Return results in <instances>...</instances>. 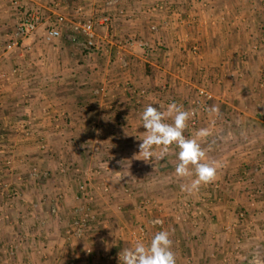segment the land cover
<instances>
[{"label":"crops","instance_id":"obj_1","mask_svg":"<svg viewBox=\"0 0 264 264\" xmlns=\"http://www.w3.org/2000/svg\"><path fill=\"white\" fill-rule=\"evenodd\" d=\"M106 2L59 0L56 9L51 0H22L40 22L13 51L5 45L17 13L0 6V167L7 160L12 167L0 183L17 187L10 213L26 219L19 236L0 222V264H116L117 253L133 247L123 230L152 216L164 223L147 227L145 244L168 231L176 264H264V0ZM56 11L112 21L94 26L96 47L85 51L66 31L45 42ZM201 88L212 95L204 112ZM173 102L196 110L186 138L211 127L201 146L220 164L216 180L191 193L181 185L195 176L175 174L176 145L162 160L134 159L145 106L164 111ZM213 105L218 116L207 111ZM31 167L47 177L29 178ZM88 180L109 187V198L98 192L94 203L105 227L68 245L73 196ZM146 199L151 212L139 209ZM56 202L58 216L48 217Z\"/></svg>","mask_w":264,"mask_h":264},{"label":"clouds","instance_id":"obj_2","mask_svg":"<svg viewBox=\"0 0 264 264\" xmlns=\"http://www.w3.org/2000/svg\"><path fill=\"white\" fill-rule=\"evenodd\" d=\"M50 35H58L53 32ZM163 105L154 107L153 104L145 106L141 113L142 125L146 129L142 133V143L134 159L151 163L162 160L169 153L170 147L179 148V163L175 167V174L180 178H190L189 184H182L181 190L189 193L196 191L201 185L213 183L217 178L220 164L209 162L207 151L201 146L203 141L212 135L211 127L200 128L193 138H186L184 131L188 121L196 114V110H185L183 105L175 102L168 104L166 110L161 111ZM210 116H218L220 108L216 105L207 109ZM168 119L172 123H167ZM214 123V120L212 121ZM173 241L168 231L157 232L150 243L145 244L137 240L133 247L125 248L119 253L122 264H176L175 253L172 250Z\"/></svg>","mask_w":264,"mask_h":264},{"label":"built area","instance_id":"obj_3","mask_svg":"<svg viewBox=\"0 0 264 264\" xmlns=\"http://www.w3.org/2000/svg\"><path fill=\"white\" fill-rule=\"evenodd\" d=\"M120 0H107L106 4L108 6H116L118 5ZM2 4H6L12 10L17 13V20L13 31L8 36L7 43L5 45V51H13L16 50L22 40L33 34L37 26L40 22V17L37 12L34 11H23L22 10V0H0V6ZM51 4L56 9H59V0H51ZM22 10V11H21ZM117 12V11H116ZM118 15L123 16L125 12L123 10H118ZM129 18V17H128ZM112 18L108 15H102L98 18L83 20V21H74L58 11L55 12V18L50 23L49 27L45 30L44 40L45 42H51L60 38L63 31L68 32L69 41L72 43H78V39L81 38L82 41L79 42L80 47L89 51L96 47V35L94 32V26L97 24L103 26H109ZM53 32L58 33V35H50ZM4 77L0 75V81H3ZM102 90H96L95 94H100ZM197 105L201 112L205 111V107L208 101L212 99V95L205 89H197ZM196 126V120L193 116L188 121L187 128L192 130ZM41 149L44 146L41 144ZM4 166L11 170V163L7 160L4 163ZM62 173L67 172V168H61ZM29 178L33 179H41L47 177V172H40L36 167H31L29 171ZM0 183V187H1ZM108 186L99 183L94 184L90 180L82 181L77 185L76 192L74 194V201L76 202V207L73 212L75 217L72 219L70 227L66 230V241L71 243L74 240H82L89 231L93 233L97 228H104V222L101 221L100 216L97 217L96 211L94 210L95 197L94 195L99 192L105 194L108 192ZM7 195L11 197V199L18 196V190L12 187L7 191ZM148 201L144 200L141 202L139 209L142 212L147 211L149 209ZM117 210H121V208H117ZM51 215L57 214L56 206H52L49 210ZM7 219V216L4 217ZM21 218V217H20ZM22 219V218H21ZM147 227L158 228L162 227V221L158 218L148 219L146 225H138V226H126L124 232L126 233V237L130 244H135L137 240H141L145 242L147 239ZM116 264H122V261L119 259V255H117Z\"/></svg>","mask_w":264,"mask_h":264},{"label":"rangeland","instance_id":"obj_4","mask_svg":"<svg viewBox=\"0 0 264 264\" xmlns=\"http://www.w3.org/2000/svg\"><path fill=\"white\" fill-rule=\"evenodd\" d=\"M222 19V18H221ZM260 85L261 86H263L264 85V81L263 82H260ZM195 93H196V91H195ZM41 145V144H40ZM7 171H11V170H8L5 166H2V167H0V174H2V173H5V172H7ZM0 182H1V180H0ZM5 182V181H4ZM3 182V185H1V187H0V195H2V196H0V200H2V201H0V212H2L1 214H0V222L1 223H3L4 224V226L5 227H8V228H10L11 229V233L12 234H16V236H19V234H18V232H17V229H15V228H17L16 226H20L21 225V227L24 225V222H25V218H23V219H21L20 218V216H18L17 218H16V216L14 215V216H12V214L10 213V211L12 210V211H14V207H13V203H11L12 201H13V199H11V197H9L8 195H7V191L8 190H10L11 189V187L12 186H14V185H12L11 184V187H8V185H10L9 183L10 182H5L4 183ZM15 188L17 189V187L15 186ZM108 189H109V187H108ZM4 191V192H3ZM98 193V192H97ZM95 194L94 195V197H95V200L94 201H97L98 200V196H100V195H98V194ZM101 194V196H103V198H109V194H110V190H108V192L107 193H105V194H102V193H100ZM18 197V196H17ZM74 197V196H73ZM19 198V197H18ZM18 198L17 199H15V201H18ZM146 201H148L149 203H148V206H149V212H151L152 211V209H150V206H151V208H152V201L150 200H147L146 199ZM75 202V201H74ZM57 204H58V202H56V205H53V206H56V208H57ZM12 206V207H11ZM140 206V205H139ZM76 207V202H75V206L73 207V209H72V212H71V218H70V221H69V223L66 225V228H65V231L63 232V239H64V241H65V243L66 244H68V242L66 241V230L70 227V224H71V221H72V219L75 217V215L76 214H74V212H73V210H74V208ZM94 207V210L96 211V214H97V217H101V215H100V212H99V209L96 207V204L93 206ZM119 206H117V208H118ZM120 208V207H119ZM118 211H121V210H118ZM17 213V215H18V212H16ZM20 214V213H19ZM26 214V213H25ZM58 210H57V214L56 215H51L50 213H49V211L47 212V215H48V217L50 216V217H57L58 216ZM5 216H7V219H5L4 217ZM149 216V215H148ZM243 216H244V214H243ZM154 218V216H152V217H150V218H147V220L148 219H153ZM156 218H158V219H160L161 221H162V225H163V220H162V218L161 217H156ZM241 219H244L243 217L241 218ZM178 221H180L179 219H177ZM102 221V220H101ZM158 229V228H157ZM146 231H147V229H146ZM158 231H159V229H158ZM123 232H124V230H123ZM148 232V231H147ZM94 233H91L90 231H89V233H87V235H85V237L83 238V239H89V240H91V239H93V235ZM122 235H123V237L124 238H126V240H127V242L129 243V241H128V239H127V237H126V233L124 232V233H122ZM148 235H149V233H148ZM147 240V239H146ZM78 240H74V241H72L71 242V244L72 243H75V242H77ZM80 241V240H79ZM145 243V242H144ZM130 244V243H129ZM9 246H10V244H8ZM5 246L4 247V249H2L3 250V254H5L6 256H8V255H10V254H12V252L14 251V249L13 248H11V247H9V246ZM69 245V244H68ZM132 246H134L133 244H131ZM2 253V252H1ZM119 253L120 252H118L117 253V255H119ZM116 255V256H117Z\"/></svg>","mask_w":264,"mask_h":264}]
</instances>
